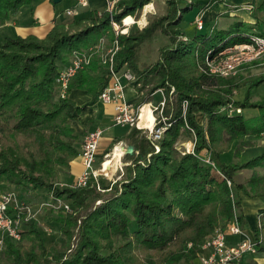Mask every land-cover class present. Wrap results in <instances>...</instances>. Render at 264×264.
<instances>
[{"label":"trees","instance_id":"trees-1","mask_svg":"<svg viewBox=\"0 0 264 264\" xmlns=\"http://www.w3.org/2000/svg\"><path fill=\"white\" fill-rule=\"evenodd\" d=\"M151 1L117 0L110 12L89 11L55 23L43 37L4 36L0 41V193L38 191L43 199L58 198L70 207L44 210L47 228L57 234L49 241L41 221H22L19 240L4 237L0 264H192L205 238L231 221L230 194L236 195L237 206L239 193L264 198V172L257 170L264 168V149L239 160L244 148L264 138V96L253 99L264 77H221L206 65L224 47L261 34L204 31L203 22L187 35L182 23L197 0H165L163 12L148 15L144 27L134 22L116 36L119 49L111 68L131 73L127 82L140 94L135 109L155 93H160L157 103L165 97L156 117V127L164 128L160 138L152 142L142 129L130 127L96 153L99 164L125 141L130 152L122 155L120 176L91 178L84 187L59 185L95 122L91 118L82 125L79 116L98 101L111 68L93 56L70 79L64 97L57 74L74 50L94 46L100 38L105 45L112 43L110 18L121 30L122 19L139 20ZM29 2L0 0V28ZM159 33L168 43L157 49L152 62L142 60V49ZM74 89L84 90L88 101L78 105L70 99ZM240 90L242 98L232 99ZM243 110L256 115L245 117ZM229 151L232 160L226 161ZM244 169L252 170L251 176L236 181ZM21 202L30 204L23 197ZM238 220L243 222L240 213ZM259 223L264 227V208Z\"/></svg>","mask_w":264,"mask_h":264},{"label":"built area","instance_id":"built-area-1","mask_svg":"<svg viewBox=\"0 0 264 264\" xmlns=\"http://www.w3.org/2000/svg\"><path fill=\"white\" fill-rule=\"evenodd\" d=\"M116 1L117 0H106V7L109 12ZM79 4L85 6L86 2L85 0H79ZM75 13L76 11L72 8L65 11L67 16H73ZM193 22L195 23L197 30L202 28L203 19L201 12H198L195 15ZM110 23L115 33V38L110 45H105V39L100 38L94 46H90L82 51L74 50L68 63L59 70L56 82L59 86L60 97L66 95L70 79L77 73V71L87 66L91 62L93 56L97 55L101 64L110 65V68L112 67L114 55L119 49L116 44V36L118 31H120V33H123V31L122 29L119 30V26L112 20V18H110ZM128 26H126V28ZM121 27H124L123 19L121 21ZM218 56L219 58L215 60L207 61L206 65L208 71L209 73L217 74L219 76H227L230 70L235 69L234 67L251 63L264 56V36L252 35L248 42L224 47L219 51ZM220 61H225V63L231 61V63L225 69H221L218 68V66H220L219 64H214ZM110 71V82L100 92L97 99L102 104L112 105L114 111L112 116L113 124L129 128L135 126L137 129H142L147 138L152 142L158 140L164 128L156 127V117L157 115L161 116L166 101L165 97L162 96L161 100L154 106L149 103L144 104L151 108L154 116L152 127H146L141 124V114L144 105L135 109L134 105L128 104L124 101L123 86L120 79L124 78L126 81L131 80V73L128 70L115 72L112 68ZM101 135L102 129L96 127L87 131L83 136L80 151L77 156L79 157L82 170L76 178L74 185L84 187L91 178H99L103 176L98 174L95 169L96 153ZM190 149L191 146L186 149V151L189 152ZM204 160L205 162H209L207 155H205ZM230 198L233 213L232 219L225 228H216L212 234L205 238L201 246V253L197 256L199 264H238L244 254L256 252L260 239L245 237L235 244L229 243L227 240L228 235L235 236L242 233V227L238 220V209H236L232 194H230ZM8 208L12 209V213L6 212ZM49 208H62L65 211H70L69 205L58 198L50 197L38 204L31 205L20 202L13 192L0 193V248L4 237L19 240L20 234L18 229L20 228L22 221L26 222L34 220L39 210L41 211Z\"/></svg>","mask_w":264,"mask_h":264},{"label":"crops","instance_id":"crops-1","mask_svg":"<svg viewBox=\"0 0 264 264\" xmlns=\"http://www.w3.org/2000/svg\"><path fill=\"white\" fill-rule=\"evenodd\" d=\"M61 1L62 0H59L58 2ZM73 1V5L69 6L68 9L72 8L76 11V13L73 16H67L65 14L67 8L57 13L56 3H53L52 0H30L29 4L22 7L10 20V22L0 28V31L7 34L3 36L23 37L26 35H34L37 37H43L55 23L68 22L76 16L86 15L89 11H96L97 13H100L101 7L106 6V0H85V6H81L79 4V0ZM197 3L198 6L196 7V12L193 14V19L198 12H201L204 26L213 22V27L209 31L217 29H234L235 33H256L264 36V0H212L211 2H209V0H197ZM221 19L223 21L218 24V20ZM239 22L244 23L242 28H250V31H242L241 27H237L236 23ZM260 26H262L263 31L260 30ZM249 71L255 72L256 74L247 73ZM237 75L240 79L242 78V81L244 78L264 77V58H260L243 65L239 69ZM120 82L123 86L124 101L135 106L140 99V94L137 93L133 86L128 84L124 78H121ZM263 84L264 83H262V85ZM244 89L245 88L242 90L244 91ZM242 90L239 91L240 94L237 95V97L242 98ZM68 97L75 101L78 105L84 104L89 99L86 92L80 89L71 90L68 93ZM113 113L114 111L112 105H105L96 101L91 108L79 116V120L82 125H85L91 118L95 121L94 125L87 128V131L96 127H100L102 129V139L100 138L99 140L97 154L102 153L104 149L108 147L112 138L126 133L129 129V127L126 126L123 127L114 125L112 121ZM242 113L245 117H253L256 115L254 110H243ZM263 139L264 138L258 140L253 146L244 148V150L240 153L239 160L243 162L261 152L264 149ZM122 144H125V151H128L125 141H120L113 147H118L122 150ZM107 157H109V154L105 155V158ZM223 158L226 161L232 160V151L225 153ZM81 170L82 166L79 157H77L72 162L70 172L68 173L70 177L71 172L75 173L73 180L70 182L68 180L61 181L67 185L74 184L76 178L81 173ZM257 170L259 173L264 172V168H258ZM251 174L252 170L244 169L239 171L235 178L237 180H244L245 178L251 176ZM238 201V212L242 216L243 221L240 223L242 233L240 235H235L237 237H229V240H227L229 243L235 244L245 237H254V234L257 233L260 242L256 248V252L244 254L238 264H264V251L260 250L261 247H264V227L261 228L259 223V211L264 208V198L249 197L243 193H239ZM194 261L196 263L194 262L192 264H199L198 259Z\"/></svg>","mask_w":264,"mask_h":264},{"label":"rangeland","instance_id":"rangeland-1","mask_svg":"<svg viewBox=\"0 0 264 264\" xmlns=\"http://www.w3.org/2000/svg\"><path fill=\"white\" fill-rule=\"evenodd\" d=\"M73 2H74L73 0H62L61 2H57L55 4L56 5V12L58 13L59 11L65 10L66 8L68 9L69 6L73 5ZM164 5H165V0H152L151 3H149L147 5H144V7L142 9V14L140 15L139 20H137V21H134L133 20V23L136 22V25L141 29L142 27L145 26V24L147 22L146 21L147 16L150 15V14H156L157 15V14L162 13L163 12V8H164ZM106 9H107L106 6H102L100 12L103 11V10H106ZM196 10H197V8L194 7L193 9H191L190 11H188L186 13L185 19H184V21L182 23V28H183L184 32L187 35L193 33V31L195 30V23L193 22V14L196 12ZM218 21H219L218 22V24H219L223 20L221 19V20H218ZM245 26H247V25H245ZM212 27H213V22H210V23H208V24H206L204 26V31H209L210 29H212ZM260 30L263 31L262 26H260ZM242 31H248L249 32L250 31V28L244 27V28H242ZM3 35H7V34H5V33H3V32L0 31V41L4 37ZM167 43H168V38L166 36H164L163 34H160V33L157 34L149 42V47L147 49L145 47L142 49V55H141L142 56L141 57L142 60H144L146 62H152L153 60H155L157 49L159 47L163 46L164 44H167ZM260 58H264V56L263 57H260ZM228 62L225 63V61H220V62L214 63V64L215 65L219 64L220 66H218V68L225 69L231 63V61H228ZM234 68H235L234 70H230V72H229V74L227 76H221V77L238 76L237 74H238L239 69L241 68V66H238V67L236 66ZM244 73H245V70H244ZM247 73L256 74L255 72H251V71H249ZM244 80H247V79L244 78ZM239 94L240 93L237 91V93L234 94V97L235 96L237 97V95H239ZM159 95H160V93H155V95L152 97L151 101H148V99L146 100L147 103H149L152 106L156 105L157 104L156 99L159 98ZM260 96H264V84L263 85L261 84L257 88L256 93L253 95V99H257ZM234 97H232V99H234ZM236 97H235V99H241L239 97H237V98ZM151 127H152V125H151ZM78 129H80V128L78 127ZM263 141H264V139H263ZM263 144H264V142H263ZM124 145L122 144V146H121L122 147V150H120V148H119L118 151H116V152L114 151V147L111 148V152L109 153V157H107L106 159L111 160L112 174L111 175H106V173H105V176H102V177H104V178H106L108 180H111V179H114L116 176H120L122 174L123 162L121 161V158H122V155L125 153V149H126V147ZM184 145H185L184 146L185 147V150L190 147V143L189 142L184 143ZM106 159H104V160H106ZM98 165L99 164L95 163V167H97ZM74 176H75V173H73V172H71V177L67 173L64 174V175H62L60 177V180H59L60 181L59 182V185H67L64 182H62L61 180H68L70 182V181L73 180ZM245 179H247V178H245ZM235 180L236 181H239V182L244 181V180H237L236 178H235ZM6 192H13V193H15V195L17 196V198H18V200L20 202H21V197H23V200L25 202H29L30 204H34V205L35 204H38V203H40V202H42L44 200H46V199H43L44 198L43 193H40L38 191L36 192V191H31V190H29V191L16 190V189L14 190V189L11 188V189H9ZM238 195H237V197H238ZM235 200H236V195H235L234 201ZM238 208L239 207L236 205V209H238ZM43 213H44V210H41V211L39 210V212L37 213V215L35 217V220H39V221H41L45 225V226L43 225V227L45 229V234H46L45 237H46L47 241H49L50 237L56 236L57 234H55L54 230L52 232L51 230H49V228H47L46 222L44 221L45 216H43ZM227 237H228L227 239L229 240V237L231 238V237H237V236H229L228 235Z\"/></svg>","mask_w":264,"mask_h":264},{"label":"bare ground","instance_id":"bare-ground-1","mask_svg":"<svg viewBox=\"0 0 264 264\" xmlns=\"http://www.w3.org/2000/svg\"><path fill=\"white\" fill-rule=\"evenodd\" d=\"M142 19V18H141ZM133 23L132 17L128 16L123 19V25L124 27L122 28V31L125 32L126 26L131 25ZM142 25V24H141ZM153 114L149 106L145 105L142 108V114H141V124L145 125L146 127L149 126L151 127L153 123ZM118 147L114 148V151H118ZM96 172L100 175L105 176L106 175H111L112 174V168H111V160L106 159L103 162L99 163L97 167H95Z\"/></svg>","mask_w":264,"mask_h":264},{"label":"water","instance_id":"water-1","mask_svg":"<svg viewBox=\"0 0 264 264\" xmlns=\"http://www.w3.org/2000/svg\"><path fill=\"white\" fill-rule=\"evenodd\" d=\"M59 0H52L53 3H57ZM130 152V149L128 150ZM126 152V151H125Z\"/></svg>","mask_w":264,"mask_h":264}]
</instances>
